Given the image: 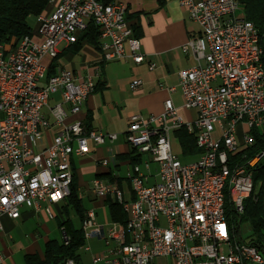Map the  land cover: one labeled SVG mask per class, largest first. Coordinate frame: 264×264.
I'll list each match as a JSON object with an SVG mask.
<instances>
[{
  "label": "built area",
  "instance_id": "2783aa9c",
  "mask_svg": "<svg viewBox=\"0 0 264 264\" xmlns=\"http://www.w3.org/2000/svg\"><path fill=\"white\" fill-rule=\"evenodd\" d=\"M179 4L200 29L181 46L194 64L178 72L183 107L195 109L196 118L186 121L171 99L164 101L160 113L129 118L124 138L137 155L149 158L144 168L133 163L126 172L130 199L117 182L94 181L95 195L116 200L127 220L100 223L94 209L85 212V243L97 239L106 247L92 253L90 246H82L91 252L92 264H157L159 259H171L170 264H235L222 229V174L231 154L254 143L252 130L264 128V67L257 62V29L241 14L238 0ZM36 22L32 35L0 48V231L2 218H19L22 207L37 210L42 202L64 201L71 193V158L89 153L91 144L118 138L87 129L80 120L66 122L81 111L96 82L64 69L48 76L43 58L55 59L60 42L75 43L92 23L98 28L97 47L104 62L144 60L123 0H58ZM141 83L135 79L132 87ZM54 94L60 100L49 108V121L42 109ZM50 128L55 129L52 141L41 149L40 140ZM181 128L194 134L200 150L189 163L171 145V135ZM263 158L264 150L238 168L232 189L237 217L254 189L251 168ZM150 163L157 167V180L151 183ZM46 213L54 217L49 208ZM241 241L246 258L264 264V230L256 243ZM64 264L77 263L70 258Z\"/></svg>",
  "mask_w": 264,
  "mask_h": 264
},
{
  "label": "crops",
  "instance_id": "0c3cea01",
  "mask_svg": "<svg viewBox=\"0 0 264 264\" xmlns=\"http://www.w3.org/2000/svg\"><path fill=\"white\" fill-rule=\"evenodd\" d=\"M57 1L54 0V3ZM123 1L127 6V17L133 23L141 42V52L144 54L143 62L140 64H134L130 60L104 62L99 48L86 40L81 41L77 47L62 41L58 44V46L61 44L62 46L60 48L57 46V56L54 60L48 56L43 58V63L48 65L50 73L64 69L82 77L90 76L96 82V90L86 99L81 111L76 115H69L66 122L80 120L87 129L118 135L114 142H106L101 145L91 144L89 153L71 158L78 198L81 201L87 198L96 205L94 210H104L105 208L108 210L102 199L95 195L93 183L96 179L117 182L126 199L133 197L130 183L126 179V172L131 165L126 156L132 152V149L124 138L129 118L132 115L160 113L163 110L164 101L171 99L186 121L191 122L196 118L195 109L183 107V98L178 88V72L194 64L192 55L184 53L181 46L191 35L199 33V26L189 18L186 9L179 4V0ZM51 9L52 6L45 11ZM240 12L244 14L242 6ZM52 63L54 66H51ZM150 63H154L155 68L150 69ZM135 79L142 81L137 88L132 87ZM171 87H174V91L169 90ZM59 100L58 94L51 95L47 107L42 109V113L49 121L52 120L49 108ZM54 133V128L44 132L39 143L41 149L51 143ZM173 135L176 137L175 133ZM137 157L139 159L137 163H141V167L144 168L143 162L149 157L147 155H138ZM104 159L107 160L106 165L102 164ZM123 168H125V172L121 175L120 170ZM150 172L152 177L149 178V182L151 183L157 180V167L152 169L151 163ZM108 175L113 180H109ZM65 204V200L56 204L42 202L37 210L22 207L17 219L3 217V228L0 231V245L3 254L1 253L0 264H3L4 256L8 255L10 251L1 238L4 235L11 238L8 231L13 227H19L34 220L35 226L42 230L44 245L48 240H55L49 236L48 223L54 220L58 227V223L65 218L63 213ZM46 208L52 211L53 218L47 215ZM107 214H102L100 223L111 222L107 221L106 217V219L104 218ZM22 248L26 254H37L33 245L22 246ZM43 249L38 254L41 257Z\"/></svg>",
  "mask_w": 264,
  "mask_h": 264
},
{
  "label": "trees",
  "instance_id": "16d2710c",
  "mask_svg": "<svg viewBox=\"0 0 264 264\" xmlns=\"http://www.w3.org/2000/svg\"><path fill=\"white\" fill-rule=\"evenodd\" d=\"M243 8L244 16L251 21L257 29L259 43L263 48L261 61L264 67V0H238ZM50 0H0V46L13 45L20 41L23 37L32 35L33 31L29 25V18L36 17L50 7ZM129 25L133 31V35L138 38L133 23L129 20ZM98 28L92 23L81 33L78 40L73 43L76 47L81 41H89L97 46ZM54 60V59H53ZM55 63V61H53ZM52 63L51 66H54ZM52 72V71H51ZM53 73L48 72V76ZM97 87V86H96ZM254 135V143L243 149L237 150L230 155L231 163L237 166L244 165L247 161L254 158L262 150H264V128L252 130ZM175 135L179 141L182 152L185 156L197 155L200 150L195 143L193 133H188L186 129L181 128L175 131ZM138 155L132 150L126 157L129 163H137ZM73 169V168H72ZM254 189L250 197L244 202V213L237 217L233 209L230 208L229 197L226 195V218L231 230V237L236 230L239 232L240 223L245 221L249 224L252 231L248 240L249 243L260 241L264 230V158L251 168ZM109 180L113 178L108 175ZM120 182V180H118ZM108 207V215L111 222L126 223L127 214L122 206L111 197L101 198ZM63 213L65 218L58 223L61 229L63 242L57 240H48L43 249L42 257L38 254H26V264H64L67 259H74L77 264H81L79 249L85 244L82 231V222L85 217V208L82 201L78 198L77 184L75 174L73 172L71 193L65 199ZM74 210L79 218V226H75L68 216V209ZM236 224H235V223ZM241 239V238H240ZM242 240H244L242 238ZM67 242V243H65Z\"/></svg>",
  "mask_w": 264,
  "mask_h": 264
},
{
  "label": "rangeland",
  "instance_id": "374dc122",
  "mask_svg": "<svg viewBox=\"0 0 264 264\" xmlns=\"http://www.w3.org/2000/svg\"><path fill=\"white\" fill-rule=\"evenodd\" d=\"M55 3H51L50 5L53 6ZM49 9V8H48ZM29 25L33 30L36 29L37 26V22H36V17H30L29 18ZM62 46L59 45L58 48H60ZM171 145H172V149L174 151L175 154H177V156L179 157V159L182 162H192L197 158V155H188L185 156L182 152L181 146L178 142V140L176 139V137L172 134L171 135ZM151 168L155 169L156 168V164L151 163ZM125 172V168L120 170V174L123 175ZM83 207L85 208V210H89V209H93L95 208L96 205L92 204V202H90L87 198H84L82 201ZM95 212L97 213V219L98 221L102 220V214L108 213L107 208H105L104 210H97L95 209ZM68 216L71 219L72 223L75 226H79V218L78 215L74 212V210L70 209L68 210ZM107 218V221H110V218H108V214L104 216V218ZM105 218V219H106ZM105 219H103L105 221ZM36 223L34 220H30L26 223H24L23 225L19 226V227H13L12 229H10L8 231V235L11 236V238L9 236L4 235L1 239L3 240V242L6 244V246L9 247V253L8 255L4 256V262L3 264H26L25 262V254L26 252L24 251L23 247H26L28 245H33L34 249L36 250L37 254H40L43 246H44V241H43V237H42V230L35 226ZM49 226V230H50V238L57 240L59 243L63 242V237H62V232L61 230L57 227L56 222L54 220H52L50 223H48ZM252 231L250 229V226L247 222L243 221L240 223V234L239 232H237L236 230L233 233V237L237 240H239L240 238H243L244 240H248V238L250 237ZM87 246L91 247V252L92 253H96L99 251H102L105 247L104 245V241H99L97 239H91L88 240L85 243ZM21 245V247H20ZM40 250V251H39ZM0 251L2 252V248L0 245ZM91 252H86L85 250H83V248L81 247L79 249V256L81 258V262L82 264H92V257H91ZM171 263V259H159L157 260V264H170ZM247 264H253V263H247Z\"/></svg>",
  "mask_w": 264,
  "mask_h": 264
},
{
  "label": "bare ground",
  "instance_id": "6f19581e",
  "mask_svg": "<svg viewBox=\"0 0 264 264\" xmlns=\"http://www.w3.org/2000/svg\"><path fill=\"white\" fill-rule=\"evenodd\" d=\"M256 46L258 47V52H257L258 65L263 66V63L261 61L262 54H263V48L259 43L258 32L256 35ZM2 93H3V85H0V96H2ZM251 160H253V158L250 159L249 161ZM232 163L231 161L227 163V167H225V171L222 174V185H221V204H222V211H223L222 229L225 232L226 239L228 240V246L231 251V254L235 256V264H247V263H251L250 258H246V251L244 249L241 239L237 240L231 237V234H230L231 230H230V226L228 225V221H227L226 213H225L226 212V208H225L226 195H228L229 197L230 208L233 209L232 189L234 185V179L238 175V168H241L244 166V165L237 166V164L235 165Z\"/></svg>",
  "mask_w": 264,
  "mask_h": 264
}]
</instances>
